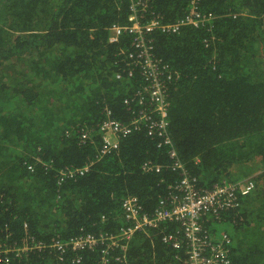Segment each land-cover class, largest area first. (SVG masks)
Returning a JSON list of instances; mask_svg holds the SVG:
<instances>
[{"label":"trees","instance_id":"trees-1","mask_svg":"<svg viewBox=\"0 0 264 264\" xmlns=\"http://www.w3.org/2000/svg\"><path fill=\"white\" fill-rule=\"evenodd\" d=\"M132 10L130 0H0V243L18 240L26 225L46 242L80 231L115 233L124 197L136 196L151 214L178 179L165 167L144 171V162L171 161L143 122L127 136L101 129L112 119L129 123L140 109L124 104L146 84L128 57L133 38L121 31L110 40L111 27L129 25ZM189 10L190 0L135 8L162 24ZM197 10L204 25L152 32L153 56L177 71L165 84L167 129L198 187L253 177V190L211 230L227 226L232 264H264V0H199ZM104 135L118 147L99 157ZM178 226L135 233L129 261L182 264L183 250L162 239ZM97 256L98 249L84 251L79 264H96ZM65 262L46 249L9 260Z\"/></svg>","mask_w":264,"mask_h":264},{"label":"built area","instance_id":"built-area-1","mask_svg":"<svg viewBox=\"0 0 264 264\" xmlns=\"http://www.w3.org/2000/svg\"><path fill=\"white\" fill-rule=\"evenodd\" d=\"M132 12L129 15L130 24L126 26H112L110 40L114 41L121 31H127L133 38L132 50L128 54L130 62L139 68V73L146 84L135 91L134 95L126 98L124 104L129 106L131 101L140 106L135 118L127 124L118 120L105 122L101 129L110 130L120 136H127L132 129H137L144 123L147 128L146 135L156 138L157 146L166 149L169 164H156L144 162V171L154 170L159 172L161 168H167L175 172L178 179L168 184V193L160 199L158 207L151 213L144 212L139 200L134 195H128L121 201L120 207L124 219L123 224L115 233L98 232L79 234L61 240L51 238L48 242L38 240L34 236H26L19 242L9 244L0 243V264H9V260L20 252L48 250L63 264H79L81 253L98 249L96 264H132L128 259V244L137 232H143L149 236L148 231L159 228L162 223L177 222L175 231L162 234V239L174 249L183 250L182 264H232L230 259L231 238L227 232L211 230L212 224H218L222 214L228 210L237 209L244 196L254 188L252 176L235 181L216 184L211 188L198 187L180 155L176 151L167 129V94L165 84L177 75L168 63L156 59L152 50V32L176 33L183 25L199 26L206 23L205 16L198 12L199 0H190L189 13L173 24H162L153 17L146 18V14L135 11L140 7L145 11L149 0H130ZM145 20V21H143ZM131 75V72L128 76ZM116 78H121L117 73ZM147 107L149 111H147ZM146 108V109H145ZM110 112L107 108H105ZM137 110V109H136ZM135 111V110H133ZM132 111V112H133ZM155 114V116H154ZM85 137V134L82 135ZM118 147V142L104 135L100 147L99 157L108 154ZM88 165L83 168H67L60 172L63 177H73L77 173H83ZM207 223L210 232L205 227Z\"/></svg>","mask_w":264,"mask_h":264},{"label":"clouds","instance_id":"clouds-1","mask_svg":"<svg viewBox=\"0 0 264 264\" xmlns=\"http://www.w3.org/2000/svg\"><path fill=\"white\" fill-rule=\"evenodd\" d=\"M23 234L21 237L18 238L19 241H21L24 237L29 236L30 234L27 233V225L25 226V229H23ZM7 237H10V235L7 234ZM18 240H6V242H3L2 244H9V243H13V242H19ZM44 241V240H43ZM31 251H35V250H31Z\"/></svg>","mask_w":264,"mask_h":264},{"label":"rangeland","instance_id":"rangeland-1","mask_svg":"<svg viewBox=\"0 0 264 264\" xmlns=\"http://www.w3.org/2000/svg\"><path fill=\"white\" fill-rule=\"evenodd\" d=\"M254 160H258V159H256V158L254 157ZM249 165H250V161L246 164L245 167H248ZM253 169H255V168H253ZM249 171H250V169H249ZM249 171H248V172H249ZM239 172H240V171H239ZM244 172H245V171H242L241 174L244 173ZM226 227H227L226 225H225V226H224V225H219V226H218V230H224V231H225V228H226Z\"/></svg>","mask_w":264,"mask_h":264}]
</instances>
